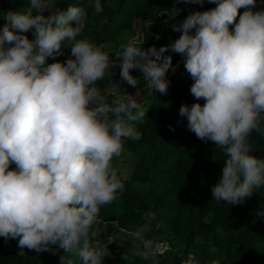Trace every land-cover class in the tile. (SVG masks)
Wrapping results in <instances>:
<instances>
[{
	"label": "clouds",
	"instance_id": "obj_1",
	"mask_svg": "<svg viewBox=\"0 0 264 264\" xmlns=\"http://www.w3.org/2000/svg\"><path fill=\"white\" fill-rule=\"evenodd\" d=\"M208 2L215 7L190 11L172 25L178 38L159 48L122 44L114 53L117 60L88 39H77L88 15L84 5L53 8V0H28L23 10L3 11L0 237L18 238L19 255L25 247L39 253L55 245L74 252L81 264H103L107 253L90 229L100 206L123 187L112 167L121 138L139 139L129 122L145 115L135 95L109 102L97 87L117 63L128 85H137L129 70L138 69L150 91L164 94L170 82L166 73L179 64L165 52L180 54L193 81L190 93L204 103H182L178 113L188 130L224 155L212 199L241 203L264 186V158L251 155L247 141L254 130L264 135V7L253 11L257 0ZM90 5L102 11L100 0ZM239 8L245 10L237 20ZM65 49L64 61L46 62ZM61 261L73 264L63 256Z\"/></svg>",
	"mask_w": 264,
	"mask_h": 264
},
{
	"label": "trees",
	"instance_id": "obj_2",
	"mask_svg": "<svg viewBox=\"0 0 264 264\" xmlns=\"http://www.w3.org/2000/svg\"><path fill=\"white\" fill-rule=\"evenodd\" d=\"M27 2L0 0V17L9 8L23 10ZM100 3L99 13L91 7L90 0H53L52 7L86 6L88 15L77 39L86 38L102 50L105 44L114 49L118 36L130 29L135 20H147L156 36L143 34L138 46L159 48L168 44L170 38H178L180 33L173 31L172 25L188 12L215 7L208 0L202 5L185 0H100ZM261 7L264 5L257 0L252 10ZM244 10H237V20ZM4 23L0 18V26ZM165 54L171 55L174 66L178 61L179 64L175 72L170 68L166 73L170 82L164 94L150 91L138 69L129 70L137 78V85H128L119 76L118 63L109 69L111 74L106 71L102 80L96 81L109 102L125 96L129 90L137 92L145 113L142 119L129 122L140 138L122 137L121 153L112 161L123 187L116 190L110 203L100 206L90 229L96 233L100 249H107L103 264H174L173 253L181 258L179 264L188 257L195 258L197 264H264V186L253 190L241 203L212 199L211 187L221 176L224 155L212 142L198 139L186 127V118L178 113L180 105L193 102L202 105L204 100H197L190 93L193 81L184 70L182 56L170 50ZM68 56L69 50L65 49L63 55L49 57L47 62L64 61ZM247 141L250 154L264 158V135L254 130ZM122 158L131 163L130 174L125 178L115 167ZM14 167L10 163L9 168ZM113 222L124 230L135 229L143 237L145 249L137 248L125 232L118 231L120 235L111 237L97 233L98 224ZM17 239L5 242L0 237V264H62V256L73 264H81L74 252H64L55 245L39 253L25 247L24 255H19ZM161 239L171 245L166 256L152 252ZM137 252L145 253L147 258Z\"/></svg>",
	"mask_w": 264,
	"mask_h": 264
},
{
	"label": "rangeland",
	"instance_id": "obj_3",
	"mask_svg": "<svg viewBox=\"0 0 264 264\" xmlns=\"http://www.w3.org/2000/svg\"><path fill=\"white\" fill-rule=\"evenodd\" d=\"M157 25L158 24H156V26ZM143 34H148V35H151L153 37H156L155 36V32H153L151 24L147 20H135L132 23L130 29L123 31L118 36V38H117L118 42H117L116 46L114 47V49H112V47L109 46V44H105V45H102L103 51L107 52L110 55V59L117 60V58L115 57L114 53L120 50V46L122 44H127L129 42H131V43H133V44L138 46V44L142 40ZM26 35L27 36L31 35V33L30 32L26 33ZM115 66H117V64ZM128 94L129 95H135V99L137 101L140 98V95H138V93L135 92V91L129 90ZM140 101L141 100H139L138 103H140ZM115 167H116L117 170L120 171L122 177L125 178V177L129 176L130 170H131V163L125 161V158H122L121 160H119L116 163ZM118 231L125 232L128 235L129 238L133 239L134 240V245L137 248L143 249V250L145 249L144 248L145 247V241H144L143 237H141L139 235L133 237L131 235V233H137L135 229L129 227L127 230H124L121 227H117L114 222H113V224H109V223L98 224L97 233H101L102 235H107V237H111V235L112 236L120 235L119 233H117ZM101 251L107 253V249L105 247H103L101 249ZM168 253H170V251ZM166 255H164V256H166ZM169 258H171V257H169ZM172 259H173L174 264H179V260L181 258L178 256L177 253H173Z\"/></svg>",
	"mask_w": 264,
	"mask_h": 264
},
{
	"label": "built area",
	"instance_id": "obj_4",
	"mask_svg": "<svg viewBox=\"0 0 264 264\" xmlns=\"http://www.w3.org/2000/svg\"><path fill=\"white\" fill-rule=\"evenodd\" d=\"M171 250V245L168 240L161 239L155 243V246L152 250L153 254L157 256L165 255ZM180 264H197V261L193 257L183 258L180 261Z\"/></svg>",
	"mask_w": 264,
	"mask_h": 264
}]
</instances>
